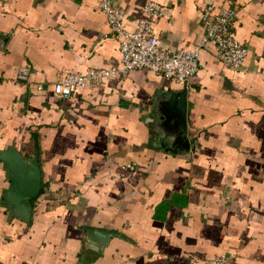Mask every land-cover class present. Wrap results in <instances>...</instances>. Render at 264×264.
<instances>
[{
	"label": "crops",
	"instance_id": "0c3cea01",
	"mask_svg": "<svg viewBox=\"0 0 264 264\" xmlns=\"http://www.w3.org/2000/svg\"><path fill=\"white\" fill-rule=\"evenodd\" d=\"M154 1L161 48L198 43L206 0ZM113 2L126 26L141 17L143 0ZM217 4L235 9L242 70L205 44L186 82L133 69L61 98V69L120 65L97 0H0V148L30 157L34 133L41 172L25 223L2 204L0 162V264H264V0ZM183 83L189 152L169 154L153 106ZM88 228L115 235L91 240Z\"/></svg>",
	"mask_w": 264,
	"mask_h": 264
},
{
	"label": "built area",
	"instance_id": "2783aa9c",
	"mask_svg": "<svg viewBox=\"0 0 264 264\" xmlns=\"http://www.w3.org/2000/svg\"><path fill=\"white\" fill-rule=\"evenodd\" d=\"M106 26V36L114 39L118 46V67L106 69L87 68L75 71L63 68L52 82V92L65 98L79 89H97L104 80L111 77L121 79L129 70L146 69L164 78L186 82L198 70L199 51L210 44L218 61L231 73L242 70L246 47L233 36L232 24L235 18L233 7L217 4V0H206L200 11L199 20L203 34L197 44L188 49L171 51L159 46L153 35L152 22L159 16L160 5L154 0H143L141 17L126 26L124 11L113 0H97ZM25 80L26 70L16 74ZM40 86H35L39 89ZM131 168V165H125ZM198 264H237L231 254H216L200 260Z\"/></svg>",
	"mask_w": 264,
	"mask_h": 264
},
{
	"label": "water",
	"instance_id": "95a60500",
	"mask_svg": "<svg viewBox=\"0 0 264 264\" xmlns=\"http://www.w3.org/2000/svg\"><path fill=\"white\" fill-rule=\"evenodd\" d=\"M157 117L155 137L159 146L169 154L189 152V142L186 134V88L185 83L179 89H169L157 99L153 106ZM32 138V152L26 157L12 144L0 148V162L6 171L8 184L2 193V204L9 213L28 223L32 209V199L40 190L41 172L38 163V147L36 136ZM89 239L106 241L115 235L105 230L88 228Z\"/></svg>",
	"mask_w": 264,
	"mask_h": 264
}]
</instances>
